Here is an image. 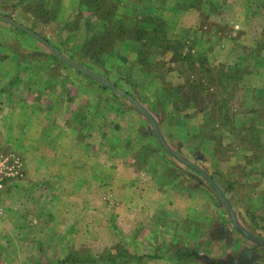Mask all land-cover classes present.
I'll return each instance as SVG.
<instances>
[{
    "label": "rangeland",
    "instance_id": "374dc122",
    "mask_svg": "<svg viewBox=\"0 0 264 264\" xmlns=\"http://www.w3.org/2000/svg\"><path fill=\"white\" fill-rule=\"evenodd\" d=\"M185 1L0 0V17L134 98L264 241V0L174 9ZM140 11L171 47L138 53L111 33L110 48L89 53L96 32L131 28ZM16 28L0 21V158L17 171L0 191V264H76L63 262L76 252L80 264H264V246L160 149L146 116Z\"/></svg>",
    "mask_w": 264,
    "mask_h": 264
},
{
    "label": "trees",
    "instance_id": "16d2710c",
    "mask_svg": "<svg viewBox=\"0 0 264 264\" xmlns=\"http://www.w3.org/2000/svg\"><path fill=\"white\" fill-rule=\"evenodd\" d=\"M196 1H200V0H192V1L191 0H186L185 2H180L177 5H175L174 9L176 11H178V9H180V10L183 9V7H193L194 6V3ZM83 2H96V4L97 3L98 4H102V7H105V0H82V4L84 6L90 7L91 6L90 3L84 4ZM111 11L112 10L109 11V9L107 10L108 13H111ZM96 12L97 11L94 10V14H96ZM130 18H134V22L132 23L133 25H132L131 28H129V27L127 28L126 25H124V24L122 26L117 21L116 24L115 23L113 24L115 26L114 30H112V26L111 27H108L109 26L108 25V26L104 27L105 30L101 31V33L96 32L94 34V36L92 37V39H90L85 44L86 49H88L89 53L92 52L91 50H89V48L92 49L96 45L98 46L99 49H107V48H110L112 46V44L111 43H106L105 40H107V39H109L111 37V33L113 34V36L116 33L119 37H124V38L126 37L127 39L133 41L134 42L133 47H135L136 52H138V53L144 52V48L145 49L148 48L149 50H152V53H156L157 51H159L164 46L163 41H165V40H167L166 41V45H167V42H169L168 47H171L172 40H169L168 39V36L166 34H164L162 38H159L157 36V33H159V32L162 31L163 24H161L158 21H154V20H152L150 22L148 19H146L144 17V14H143L142 11H140V14H133V15H131ZM149 25L150 26L152 25V28H151L152 30L151 31L148 28V27H150ZM153 25H155V28L153 27ZM164 25L166 27V24L165 23H164ZM20 32H22L23 34H25L27 36H31L30 34H28L27 32H25L23 30H21ZM31 37H33V36H31ZM164 47H166V46H164ZM175 53H176V55L178 54V56H182L181 52H178V50H176ZM95 55L97 57L99 56V54H95ZM142 55H144L143 58H142V61H145L147 59V56L148 55H147V53H144ZM188 55H191V54L189 53ZM231 78H232V76H230L229 74L225 75L223 77V79H224V82L223 83H226L227 81L231 80ZM97 83L99 84L98 86L102 90H110V91L115 92L114 90H112V89L108 88L107 86L99 83L98 81H97ZM195 84H197V83H195ZM192 88H194V87H192ZM180 92H181V90H176L174 92V94H173L172 97H177L178 95H180ZM218 115H222V114H219L218 113ZM220 118H221V116H220ZM151 135H153L155 137L157 143L161 146L160 149L163 152H166L167 154H169L163 148V146L161 145L160 140L157 138V136H156V134H155L154 131H152ZM170 157L173 158L174 160H177L178 162H180L177 158L173 157L172 155H170ZM183 165L186 166L185 164H183ZM186 168L189 169L190 171L194 172L195 174L202 176L197 170H195V169H193V168H191L189 166H186ZM202 177H203V179H205L204 176H202ZM208 184H209V182H208ZM222 204L224 205L223 202H222ZM182 252L183 251H180V257H186L188 255V252L187 251H184V253H182ZM71 254L72 253H69L68 254L69 255L68 258H66L63 262H71V263H76V264H80L83 261H84L83 263H86L87 262L86 259L82 258L81 256H78L79 255L78 252H76L73 255H71ZM88 259H89L88 260V263H97V260H95L93 258L91 259V258L88 257Z\"/></svg>",
    "mask_w": 264,
    "mask_h": 264
},
{
    "label": "water",
    "instance_id": "95a60500",
    "mask_svg": "<svg viewBox=\"0 0 264 264\" xmlns=\"http://www.w3.org/2000/svg\"><path fill=\"white\" fill-rule=\"evenodd\" d=\"M0 21L2 22H6L9 24H12L14 26H16L17 28L27 32L28 34H30L31 36H33L34 38H36L37 40L41 41L42 43H44L56 56H58L59 58H61L62 61L66 62L67 64H69L70 66L77 68L78 70H80L81 72L91 76L92 78H94L96 81H98L99 83L107 86L108 88L114 90L115 92H117L118 94H120L121 96H123L124 98H126L127 100H129L137 109L138 111L143 114L144 116H146L149 120V122L152 125L153 131L155 132L157 138L160 140L161 145L163 146V148L173 157L177 158L181 163L185 164L186 166H189L195 170H197L202 176L205 177V179L209 182V185L215 190V192L220 196V198L222 199L225 207L227 208L236 228L243 233L247 238H249L250 241L255 242L257 244L263 245L264 246V241H260V240H256L255 238H253L250 234H248L247 232H245L244 230H242V228L239 227V224L237 223V220L235 218V214L232 211V208L230 207L229 203L227 202L224 193L218 188V186L214 183V181L212 180V178L206 173L204 172L202 169L198 168L197 166H195L194 164L188 162L186 159H184L183 157H181L180 155H178L176 152H174L167 144V142L164 140L160 130H159V125L158 123L155 122V120L152 118V116L147 112V110L142 107L134 98H132L131 96H129L128 94H126L123 90H121L120 88H118L117 86H115L114 84L108 82L107 80L103 79L102 77L94 74L93 72H90L88 70H85L84 68H81L80 66L72 63L70 60H68L66 57H64L63 55H61L56 49H54L50 44H48V42H46L43 38H41L39 35H37L36 33H34L33 31H31L30 29L26 28L25 26H22L21 24L6 18V17H0Z\"/></svg>",
    "mask_w": 264,
    "mask_h": 264
},
{
    "label": "built area",
    "instance_id": "2783aa9c",
    "mask_svg": "<svg viewBox=\"0 0 264 264\" xmlns=\"http://www.w3.org/2000/svg\"><path fill=\"white\" fill-rule=\"evenodd\" d=\"M17 174L15 166L9 159L0 158V191L4 188L5 179Z\"/></svg>",
    "mask_w": 264,
    "mask_h": 264
},
{
    "label": "crops",
    "instance_id": "0c3cea01",
    "mask_svg": "<svg viewBox=\"0 0 264 264\" xmlns=\"http://www.w3.org/2000/svg\"><path fill=\"white\" fill-rule=\"evenodd\" d=\"M1 135V134H0ZM12 142H17V141H14V140H12ZM11 142V143H12ZM7 144H9V143H7ZM36 148V150H38V148L37 147H35ZM31 162H38L39 161V159H38V152L36 151L35 152V158L33 159V160H30ZM29 161V162H30ZM28 170H34L35 169V167L34 166H32V164H30V165H28V168H27ZM36 170V169H35ZM34 170V171H35ZM10 187V182H8L7 184H6V186H5V189H8ZM263 210V209H262ZM33 223V222H32ZM146 227H147V225H146ZM149 227H151V223H150V225H149ZM246 253H249V252H243V254L242 255H245V257H246ZM251 254H253L252 252H251ZM250 255V254H249ZM249 257H251V255L249 256Z\"/></svg>",
    "mask_w": 264,
    "mask_h": 264
}]
</instances>
